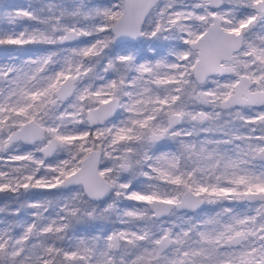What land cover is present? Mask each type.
Wrapping results in <instances>:
<instances>
[{
	"label": "snow or ice",
	"instance_id": "6c2138e0",
	"mask_svg": "<svg viewBox=\"0 0 264 264\" xmlns=\"http://www.w3.org/2000/svg\"><path fill=\"white\" fill-rule=\"evenodd\" d=\"M0 19V264H264V0Z\"/></svg>",
	"mask_w": 264,
	"mask_h": 264
},
{
	"label": "trees",
	"instance_id": "16d2710c",
	"mask_svg": "<svg viewBox=\"0 0 264 264\" xmlns=\"http://www.w3.org/2000/svg\"><path fill=\"white\" fill-rule=\"evenodd\" d=\"M42 0H0V14L6 11H15L19 8H27L30 4L33 7H39L41 4ZM35 26L34 22L31 21H23L19 26L17 27H27V26ZM7 23L5 20L0 19V28H5L7 29ZM18 46H13V45H0V61L1 60H7L10 56H15L17 55L16 49ZM24 49H28L31 51H36L37 49L43 51L47 48V46L43 45H25L23 46ZM58 195L55 189H35L31 190V196L33 198H41L43 196H47L48 199L55 198ZM45 198V197H43ZM15 199V194H12L10 192H0V204L3 203L2 207L8 203H12ZM210 208V207H208ZM6 217V213H0V220H3ZM24 217L22 216L21 219ZM95 222L92 224H84L82 226H78V231L80 233H89L92 231L93 225ZM100 230V227H97V231Z\"/></svg>",
	"mask_w": 264,
	"mask_h": 264
},
{
	"label": "rangeland",
	"instance_id": "374dc122",
	"mask_svg": "<svg viewBox=\"0 0 264 264\" xmlns=\"http://www.w3.org/2000/svg\"><path fill=\"white\" fill-rule=\"evenodd\" d=\"M89 2L100 3V2H102V0H89ZM24 8H25V7H24ZM9 27H11V26L8 25V26H7V29H8ZM22 28H23V27H16L15 30H16V31H20V30H22ZM5 62H7V60H1V61H0V63H5ZM43 197H47V196H43ZM43 197H41V198L39 197V198H35V199H44ZM52 199H53V198H52ZM7 203H8V202H7ZM2 205H3V203L0 204V207H2ZM210 209H211V208H208V209H206V211L209 212Z\"/></svg>",
	"mask_w": 264,
	"mask_h": 264
},
{
	"label": "flooded vegetation",
	"instance_id": "af4514ba",
	"mask_svg": "<svg viewBox=\"0 0 264 264\" xmlns=\"http://www.w3.org/2000/svg\"><path fill=\"white\" fill-rule=\"evenodd\" d=\"M206 209H208V207L205 208V212H207ZM211 210H212V209H210V211H211ZM210 211H209V212H210Z\"/></svg>",
	"mask_w": 264,
	"mask_h": 264
}]
</instances>
